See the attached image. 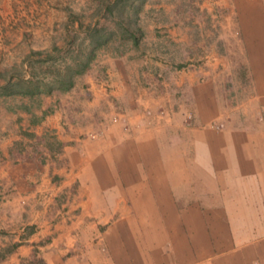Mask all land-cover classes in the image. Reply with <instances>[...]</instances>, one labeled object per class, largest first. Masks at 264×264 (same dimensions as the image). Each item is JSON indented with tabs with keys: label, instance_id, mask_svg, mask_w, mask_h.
Here are the masks:
<instances>
[{
	"label": "crops",
	"instance_id": "crops-1",
	"mask_svg": "<svg viewBox=\"0 0 264 264\" xmlns=\"http://www.w3.org/2000/svg\"><path fill=\"white\" fill-rule=\"evenodd\" d=\"M234 7L252 92L196 84L184 133L111 61L0 104V264H264V0Z\"/></svg>",
	"mask_w": 264,
	"mask_h": 264
},
{
	"label": "rangeland",
	"instance_id": "rangeland-1",
	"mask_svg": "<svg viewBox=\"0 0 264 264\" xmlns=\"http://www.w3.org/2000/svg\"><path fill=\"white\" fill-rule=\"evenodd\" d=\"M237 1L0 0V85L29 76L48 81L87 50L88 30L103 33L73 84L95 70L105 81L111 61L121 70L122 84H132L138 94L143 89L142 99L151 98L145 106L151 125L172 122L184 133L193 119L191 94L202 88L198 83H213L228 110L250 97L249 48L238 31ZM44 93L49 92L3 94L0 87V104L23 101L16 95L38 103Z\"/></svg>",
	"mask_w": 264,
	"mask_h": 264
},
{
	"label": "trees",
	"instance_id": "trees-1",
	"mask_svg": "<svg viewBox=\"0 0 264 264\" xmlns=\"http://www.w3.org/2000/svg\"><path fill=\"white\" fill-rule=\"evenodd\" d=\"M101 34L103 35V33H94L88 30L86 32L87 36H85L88 42L87 50L82 52V56H76L72 58L71 62L65 63L63 69L50 75L51 79L48 81L33 76L24 79L19 77L16 81L7 79L4 84L0 85L1 92L3 94L19 93L32 95L39 91L50 92L54 88L59 90L68 89L73 84L74 75L83 72L87 68L94 56L95 47L103 42L104 39H101ZM131 36L133 37V35Z\"/></svg>",
	"mask_w": 264,
	"mask_h": 264
}]
</instances>
